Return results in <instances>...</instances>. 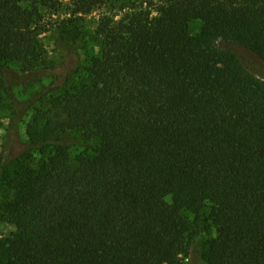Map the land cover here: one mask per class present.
Here are the masks:
<instances>
[{
	"label": "trees",
	"instance_id": "1",
	"mask_svg": "<svg viewBox=\"0 0 264 264\" xmlns=\"http://www.w3.org/2000/svg\"><path fill=\"white\" fill-rule=\"evenodd\" d=\"M53 1L0 0V65L42 64ZM142 2L98 20L75 84L34 112L39 161L0 159V264H183L204 209L201 264H264V80L228 47L264 64V0Z\"/></svg>",
	"mask_w": 264,
	"mask_h": 264
},
{
	"label": "rangeland",
	"instance_id": "2",
	"mask_svg": "<svg viewBox=\"0 0 264 264\" xmlns=\"http://www.w3.org/2000/svg\"><path fill=\"white\" fill-rule=\"evenodd\" d=\"M73 4L74 0H54L39 10L38 24L42 30L39 41L44 60L37 69L27 73L16 64L0 65V84L5 89L0 101V159L4 172L14 168L21 156L33 160L31 166L39 161L36 147L25 135L26 125L47 98L60 95L75 84V69L85 66L97 51L91 36L98 20L102 17L117 20L127 11L146 6L142 0H111L87 14H76ZM203 27L201 22L194 21L189 32L200 33ZM228 47L264 80V64L257 57L243 48ZM72 136L75 141L70 152L74 156L86 145L79 134ZM3 192L1 189L0 204ZM207 214L208 210L204 209L198 215H187L195 226V235L190 239L188 255L181 257L183 264H201L199 242H208L215 236L214 226L205 220ZM13 229L9 223L0 221V238L8 236Z\"/></svg>",
	"mask_w": 264,
	"mask_h": 264
}]
</instances>
